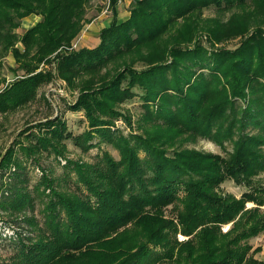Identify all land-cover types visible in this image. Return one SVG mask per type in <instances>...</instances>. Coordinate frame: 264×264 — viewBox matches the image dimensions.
Returning <instances> with one entry per match:
<instances>
[{
	"label": "trees",
	"instance_id": "obj_1",
	"mask_svg": "<svg viewBox=\"0 0 264 264\" xmlns=\"http://www.w3.org/2000/svg\"><path fill=\"white\" fill-rule=\"evenodd\" d=\"M117 1L109 0L113 16ZM88 2L0 0V53L22 73L8 83L0 76V116L58 78L76 94L69 109L87 123L72 135L60 118H47L0 152V211L34 233L17 235V251L2 264H264L253 257L261 246L249 244L264 234V187L254 183L264 172V0H133L129 17H114L97 46L71 49ZM211 7L231 15L204 17ZM32 14L40 20L19 35ZM238 37L234 49L216 46ZM137 96L140 132L125 136L115 122L130 118L118 107ZM197 137L229 143L231 152L179 147ZM67 140L82 153L110 145L119 158L103 151L93 163L70 160ZM44 155L63 159L68 172L59 178L40 167L29 191L26 166ZM229 179L250 190L221 192ZM37 197L41 225L27 216Z\"/></svg>",
	"mask_w": 264,
	"mask_h": 264
},
{
	"label": "rangeland",
	"instance_id": "obj_2",
	"mask_svg": "<svg viewBox=\"0 0 264 264\" xmlns=\"http://www.w3.org/2000/svg\"><path fill=\"white\" fill-rule=\"evenodd\" d=\"M105 14L111 18V9L109 7V0H89L86 5V22L84 25H89L94 22V19L99 14ZM233 13V12H232ZM204 17H220L221 20L225 21L231 15V12H226L223 15H219L214 7L204 10ZM32 23V22H31ZM25 22H21L20 27L16 32L21 35L30 25ZM93 40V39H91ZM205 42V39L202 38ZM93 41L87 43L86 45L78 44L73 48L71 44V49L87 48L93 45ZM240 38H235L227 42L216 45L217 47H224L227 49H234L239 45ZM99 44V43H98ZM205 44V43H204ZM87 46V47H86ZM97 46V45H96ZM15 63L13 56L9 53L2 56L0 53V76L5 78V82L8 83L13 81L16 77L22 75L21 72L14 74L11 70L15 68ZM52 68L55 70L54 65L51 67L48 65H41L40 69L46 70ZM1 88V87H0ZM76 98V94L71 93L65 85V83L55 78V80L42 87L36 99L25 107L19 109L16 112L8 113L6 115L0 116V152L7 149L20 131L27 128L28 126L34 125L39 121H44L47 118L58 117L66 124L67 131L72 135H78L87 129V123L82 112L71 111L69 106L73 103ZM119 110L125 114L124 116L130 118V125L123 119H119L115 122V127L118 128L123 135H128L130 132L139 133L140 130L137 129L138 120L143 114L141 99L137 96L128 102L120 105ZM247 131H253L254 129L250 127ZM67 147L66 157L70 160H81L83 162L93 163L96 157L103 151H108L115 159L119 158L117 150L112 148L110 145L101 144L100 146L92 148L87 153H82L78 148H76L70 140L64 142ZM179 145V144H178ZM181 149H193L201 152L219 154L226 157L227 153L231 152L232 146L229 143H225L224 149L219 145L212 142L211 140L197 137L195 140H184L183 144L179 145ZM143 155V154H142ZM40 167L45 170H51V176L62 177L66 175L68 170L65 168V161L63 159H54L53 156H43L40 160V165H27L24 171V177L27 179L26 186L29 191L33 190V187L41 181L42 172ZM72 175V174H71ZM254 183L258 186L264 187V172L260 173L254 178ZM68 188L72 189V182H68ZM42 189V188H41ZM220 190L223 193H228L239 198L241 194L250 190L249 187L245 185H238L233 180H225L220 184ZM34 196L37 194L33 192ZM247 208L255 207L252 202L246 203ZM43 204L39 201L37 197L35 199L33 208L27 210V216H34L36 222L41 225L43 222ZM171 206L165 209L167 216H172ZM264 209V206H262ZM2 220L0 221V264L10 263L14 253L17 251L16 242L17 235L20 234L22 237L31 236L32 225L21 220V216L17 219L10 217L6 213H1ZM230 224L222 226L223 231H227ZM188 237L177 234V239L179 241L185 240ZM249 244L253 249L261 246V250L253 254V257L257 260L264 261V234L258 235L257 237L250 239Z\"/></svg>",
	"mask_w": 264,
	"mask_h": 264
},
{
	"label": "crops",
	"instance_id": "obj_3",
	"mask_svg": "<svg viewBox=\"0 0 264 264\" xmlns=\"http://www.w3.org/2000/svg\"><path fill=\"white\" fill-rule=\"evenodd\" d=\"M133 0H118L115 6V16L111 13V18L109 16H106L105 14H99L96 19H94V22L90 23L89 25H84L80 33L77 35V37L73 40V43H76V46L78 44L86 45L87 43H90L94 40L92 48L98 45L99 43V32L104 27H107L110 22L115 17V20L117 22L125 21L129 17V10L130 6ZM40 20V16L37 15H30L28 17H25L22 19V23L26 21L27 24L31 23V26H33L35 23H37ZM28 27V28H29ZM27 28V29H28ZM93 39V40H91ZM87 47V46H86ZM87 48H91L90 46Z\"/></svg>",
	"mask_w": 264,
	"mask_h": 264
},
{
	"label": "built area",
	"instance_id": "obj_4",
	"mask_svg": "<svg viewBox=\"0 0 264 264\" xmlns=\"http://www.w3.org/2000/svg\"><path fill=\"white\" fill-rule=\"evenodd\" d=\"M75 46H76V45H75V44H73V48H75Z\"/></svg>",
	"mask_w": 264,
	"mask_h": 264
}]
</instances>
